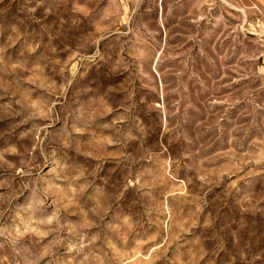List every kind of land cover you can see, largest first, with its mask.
I'll return each instance as SVG.
<instances>
[{
	"label": "rangeland",
	"instance_id": "374dc122",
	"mask_svg": "<svg viewBox=\"0 0 264 264\" xmlns=\"http://www.w3.org/2000/svg\"><path fill=\"white\" fill-rule=\"evenodd\" d=\"M0 264H264V0H0Z\"/></svg>",
	"mask_w": 264,
	"mask_h": 264
}]
</instances>
